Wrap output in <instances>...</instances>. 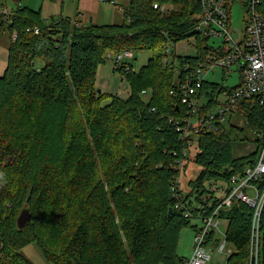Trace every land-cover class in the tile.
I'll return each instance as SVG.
<instances>
[{
    "label": "trees",
    "instance_id": "16d2710c",
    "mask_svg": "<svg viewBox=\"0 0 264 264\" xmlns=\"http://www.w3.org/2000/svg\"><path fill=\"white\" fill-rule=\"evenodd\" d=\"M155 4L172 9L163 13ZM7 12L0 15V35L7 32L10 41L0 77V264H32L21 254L28 245L52 264H181L179 236L190 221L174 210L171 183L185 170L183 152L193 147L169 119L184 116L179 85L214 50L194 32L198 0H129L121 25L78 27V19L61 17L45 24L28 7ZM189 39L194 55L174 54L164 62L167 44ZM124 51L157 54L137 72L114 65L128 83L126 97L98 94L96 75L107 53ZM233 89L204 81L199 115L213 111L220 92ZM235 112L256 134L257 151L233 158L228 132L236 127L201 130L191 140L200 171L188 183L190 202L205 198L210 182L224 183L255 163L264 147L257 99L238 100ZM24 209L31 220L19 229ZM219 217L234 248L227 264H249L251 208L235 201ZM260 229L264 264V209Z\"/></svg>",
    "mask_w": 264,
    "mask_h": 264
},
{
    "label": "built area",
    "instance_id": "2783aa9c",
    "mask_svg": "<svg viewBox=\"0 0 264 264\" xmlns=\"http://www.w3.org/2000/svg\"><path fill=\"white\" fill-rule=\"evenodd\" d=\"M115 5L112 0H99ZM201 13L194 20V32L201 38H222V44L214 47L207 54L204 63L195 70L187 73L179 85L181 104L184 116L179 119H169L180 132L182 140L192 147L196 135L201 131L215 132L219 125L224 124L227 118L235 113L238 100L256 98L264 111V5L262 0H247L245 3L247 18L244 32H237L230 23V12L234 0H198ZM160 12L170 10L167 5H153ZM0 15H8L6 10H0ZM82 17H78L76 26L80 27ZM27 32L30 29L26 30ZM38 34V29H34ZM18 34H12L16 41ZM167 50V49H166ZM168 55V50L165 53ZM132 51H124L113 55L107 53L106 59H113L119 67H130L123 64L124 59H132ZM168 63V59L164 61ZM221 68L225 73L237 68L240 72V83L231 92H220L217 105L206 116L199 115L202 100L197 93L202 88L205 76ZM224 87V86H222ZM173 94V91L170 92ZM147 92L143 91L142 96ZM222 95V96H221ZM221 99V100H220ZM152 111H155L152 109ZM188 152H183L186 157ZM183 161H178V169ZM179 175L171 183V194L174 198V210L181 213L189 221H199L194 225L195 234L190 256L185 257L181 264H209L211 261L210 246L217 243L216 231L223 235L224 242L218 246V253H226L227 260L234 251L226 250V230L222 232L219 225L223 220L219 213L230 208L235 201H239L252 210L251 236L249 243V264H259L261 250L260 220L264 209V147L255 163L248 165L242 172L233 173L224 183L210 182L207 186L205 198L190 202L187 194H182ZM230 244V243H229ZM231 245V244H230ZM232 246V245H231ZM233 247V246H232Z\"/></svg>",
    "mask_w": 264,
    "mask_h": 264
},
{
    "label": "rangeland",
    "instance_id": "374dc122",
    "mask_svg": "<svg viewBox=\"0 0 264 264\" xmlns=\"http://www.w3.org/2000/svg\"><path fill=\"white\" fill-rule=\"evenodd\" d=\"M112 1H115V5L108 2H100L99 0H0V5H5L7 11L15 9L18 6L39 11L45 24L50 23L52 20L57 21L60 17L75 21L81 14L84 23L92 19V23L96 25H121L124 21L123 13L129 5V0ZM246 1L234 0L231 8L230 23L232 28L237 32H244L245 30V19L247 18ZM170 8L172 9V7ZM208 44L213 47L220 46L222 44V38H210ZM9 48L10 41L8 33L6 32L0 35V77L4 75L7 68ZM166 49L168 50V55L166 56L168 62L174 54L191 56L195 54V41L194 39H189L188 41H181L174 46L167 44L162 49V52L166 53ZM154 54H157V51H141L134 54L132 59H124L123 64H126L131 70L137 72L146 65L147 61ZM114 65L115 62L113 59H107L106 63L98 68L96 89L100 90L103 94L126 97L129 93L128 83L120 72L114 71ZM205 78L206 81L224 86L226 90L238 86L241 79L240 72L236 67L230 73L228 71L224 73L221 68L216 67ZM109 101V98L104 99L102 105L109 103ZM223 125L226 129H229V126L238 128L236 132H228L232 144L233 158L248 156L257 151L258 145L255 142L256 134L248 129L245 118L241 113H233ZM192 147L194 148L195 144ZM193 148L187 154L188 161L186 162L184 172L179 175L181 191L184 190L182 194L188 193V183L195 180L200 171V167L192 162V158L196 152ZM195 224L200 225L199 221H190V226H194ZM190 226L183 228L180 232L177 250L178 255L181 257L190 256L192 251L195 229ZM226 227L227 224L225 221L219 225V229L222 232L226 230ZM216 239L218 242L210 246L211 261L209 264H225L227 254L217 252L218 246L224 242L223 235L216 231ZM226 250L234 251V248L229 243H226ZM21 254L32 264H52L43 258L34 245H28L23 248Z\"/></svg>",
    "mask_w": 264,
    "mask_h": 264
},
{
    "label": "water",
    "instance_id": "95a60500",
    "mask_svg": "<svg viewBox=\"0 0 264 264\" xmlns=\"http://www.w3.org/2000/svg\"><path fill=\"white\" fill-rule=\"evenodd\" d=\"M89 22H92V19L89 20ZM97 93L100 94L101 91L97 90ZM173 213V209L170 208L168 214L171 215ZM31 220V215L30 213L24 209L21 211V213L19 214L18 218H17V226L19 229H23L25 227V225L30 222Z\"/></svg>",
    "mask_w": 264,
    "mask_h": 264
},
{
    "label": "crops",
    "instance_id": "0c3cea01",
    "mask_svg": "<svg viewBox=\"0 0 264 264\" xmlns=\"http://www.w3.org/2000/svg\"><path fill=\"white\" fill-rule=\"evenodd\" d=\"M80 16L83 18V16H82L81 14H80ZM81 22H83L82 19H81ZM184 258H185V257H184Z\"/></svg>",
    "mask_w": 264,
    "mask_h": 264
},
{
    "label": "clouds",
    "instance_id": "9594fccd",
    "mask_svg": "<svg viewBox=\"0 0 264 264\" xmlns=\"http://www.w3.org/2000/svg\"><path fill=\"white\" fill-rule=\"evenodd\" d=\"M0 175H2V174H0Z\"/></svg>",
    "mask_w": 264,
    "mask_h": 264
}]
</instances>
